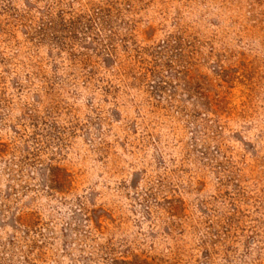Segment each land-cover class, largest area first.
<instances>
[{"label": "rangeland", "instance_id": "rangeland-1", "mask_svg": "<svg viewBox=\"0 0 264 264\" xmlns=\"http://www.w3.org/2000/svg\"><path fill=\"white\" fill-rule=\"evenodd\" d=\"M0 264H264V0H0Z\"/></svg>", "mask_w": 264, "mask_h": 264}]
</instances>
